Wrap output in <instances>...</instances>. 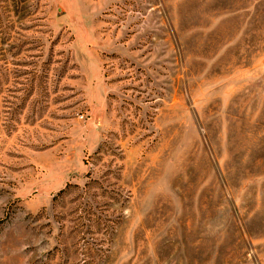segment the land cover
I'll list each match as a JSON object with an SVG mask.
<instances>
[{"label":"rangeland","instance_id":"1","mask_svg":"<svg viewBox=\"0 0 264 264\" xmlns=\"http://www.w3.org/2000/svg\"><path fill=\"white\" fill-rule=\"evenodd\" d=\"M0 264H264V0H0Z\"/></svg>","mask_w":264,"mask_h":264}]
</instances>
